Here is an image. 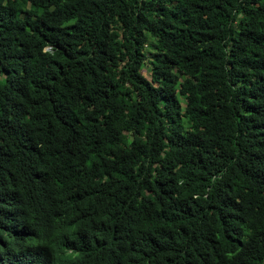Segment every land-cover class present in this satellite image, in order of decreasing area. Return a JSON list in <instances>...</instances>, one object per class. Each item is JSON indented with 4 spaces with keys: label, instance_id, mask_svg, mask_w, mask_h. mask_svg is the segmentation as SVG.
I'll return each instance as SVG.
<instances>
[{
    "label": "trees",
    "instance_id": "trees-1",
    "mask_svg": "<svg viewBox=\"0 0 264 264\" xmlns=\"http://www.w3.org/2000/svg\"><path fill=\"white\" fill-rule=\"evenodd\" d=\"M0 264H264V0H0Z\"/></svg>",
    "mask_w": 264,
    "mask_h": 264
},
{
    "label": "rangeland",
    "instance_id": "rangeland-1",
    "mask_svg": "<svg viewBox=\"0 0 264 264\" xmlns=\"http://www.w3.org/2000/svg\"><path fill=\"white\" fill-rule=\"evenodd\" d=\"M46 48H47V47H46ZM147 55H149V54H147ZM146 64H148V63H146ZM142 73H143V75H144L145 77H147V78L150 77V70H149V68H147L146 66H144V67L142 68Z\"/></svg>",
    "mask_w": 264,
    "mask_h": 264
}]
</instances>
